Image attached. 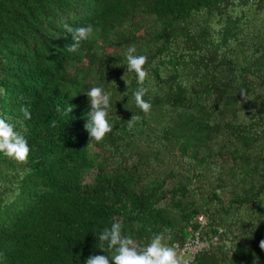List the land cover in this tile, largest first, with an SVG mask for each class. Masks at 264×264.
Masks as SVG:
<instances>
[{"label": "trees", "instance_id": "trees-1", "mask_svg": "<svg viewBox=\"0 0 264 264\" xmlns=\"http://www.w3.org/2000/svg\"><path fill=\"white\" fill-rule=\"evenodd\" d=\"M88 24L68 52L65 25ZM131 45L148 115L114 66ZM93 86L111 94L100 142ZM0 116L31 148L0 153V264H85L115 219L140 244L184 241L200 214L220 242L188 264H264V0H0Z\"/></svg>", "mask_w": 264, "mask_h": 264}, {"label": "clouds", "instance_id": "clouds-1", "mask_svg": "<svg viewBox=\"0 0 264 264\" xmlns=\"http://www.w3.org/2000/svg\"><path fill=\"white\" fill-rule=\"evenodd\" d=\"M65 29L72 34L73 42L66 48L71 53L78 52L82 42L89 40L94 32L91 24L75 29L65 25ZM124 56L126 63L114 66L126 65V73H135L140 87L134 92L133 98L136 106L145 115H148L152 109L151 103L144 99L149 91L144 86L148 78V71L144 67L148 58L146 55L137 54L135 45L128 46ZM125 74L122 79L128 87L129 81L125 79ZM112 82L116 83L115 81ZM84 93L88 97L90 108L87 113L89 119L84 127L89 133L90 141L100 142L106 135L112 133L114 128L108 119L111 94L106 92L103 86H93ZM240 94L245 101L251 99L245 89H241ZM254 111L255 109H253ZM21 112L24 118H30L27 107H23ZM139 119V116L133 114L128 121L129 126ZM21 127L20 122H11L9 119L0 116V153L18 163L26 164L31 154V148L25 132L20 130ZM97 237V247L106 252L107 255H90L85 264H188V261L178 251V246L169 244L163 233L154 235L146 244H140L133 237L125 234L124 224L119 219L113 220L110 227H105ZM260 248L264 249V240L260 241Z\"/></svg>", "mask_w": 264, "mask_h": 264}, {"label": "built area", "instance_id": "built-area-1", "mask_svg": "<svg viewBox=\"0 0 264 264\" xmlns=\"http://www.w3.org/2000/svg\"><path fill=\"white\" fill-rule=\"evenodd\" d=\"M196 228L190 226L189 236L184 241H175L172 244L178 246V251L183 258L192 262L200 253L212 249L220 242L219 234H205L207 230V218L205 215L200 214L194 220Z\"/></svg>", "mask_w": 264, "mask_h": 264}, {"label": "rangeland", "instance_id": "rangeland-1", "mask_svg": "<svg viewBox=\"0 0 264 264\" xmlns=\"http://www.w3.org/2000/svg\"><path fill=\"white\" fill-rule=\"evenodd\" d=\"M168 242V240H166ZM169 243V242H168ZM170 244V243H169Z\"/></svg>", "mask_w": 264, "mask_h": 264}]
</instances>
